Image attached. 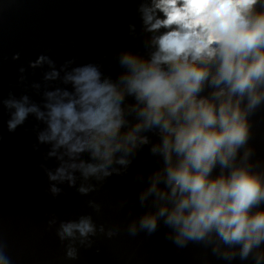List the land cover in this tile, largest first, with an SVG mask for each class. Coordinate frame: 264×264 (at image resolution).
Wrapping results in <instances>:
<instances>
[{
	"label": "water",
	"instance_id": "water-1",
	"mask_svg": "<svg viewBox=\"0 0 264 264\" xmlns=\"http://www.w3.org/2000/svg\"><path fill=\"white\" fill-rule=\"evenodd\" d=\"M151 5L152 0H0V251L11 264H256L253 257L264 253L262 243L246 260L238 255L222 259L213 251L217 244L219 253L238 254L240 248L224 245L215 233L181 247L175 243L176 230L164 223L167 213L157 215L154 233L141 228L143 216L158 214L165 204L172 207L155 192L145 196L154 181L157 191H170L164 183L163 157L151 152L161 143L158 130L138 132L135 147L129 144V152H115L111 164L88 176L81 162L99 166L105 161L94 158L90 150L70 155L67 146L39 139L49 134L46 105L55 102L47 94L75 98L67 77L75 75L76 68L97 66L102 81L110 78L118 90H125L119 77L128 69L120 66V54L131 51L150 60L155 51L152 38L165 31H147L142 8ZM65 91L69 97H63ZM14 103L35 105L43 119L30 112L10 130ZM142 106L125 94L121 107L126 123L119 139L141 122L132 109ZM250 122L248 164L264 175V105ZM141 137L149 142L141 144ZM244 151L238 152V163ZM121 159L126 163H119ZM59 168L65 175L50 179ZM218 173L219 168L213 175ZM81 219H88L94 231L61 236L63 224Z\"/></svg>",
	"mask_w": 264,
	"mask_h": 264
},
{
	"label": "clouds",
	"instance_id": "clouds-1",
	"mask_svg": "<svg viewBox=\"0 0 264 264\" xmlns=\"http://www.w3.org/2000/svg\"><path fill=\"white\" fill-rule=\"evenodd\" d=\"M142 11L148 32L165 29L152 38L155 51L150 60L131 51L120 54V66L128 69L119 77L125 90H118L110 78L102 81L97 66L76 68L75 75L67 77L75 98L47 94L55 102L46 105L49 134L42 133L39 139L67 146L70 155L87 149L105 161L99 166L81 162L79 167L88 176L111 164L115 152H129V144L135 147L138 132L158 130L161 143L151 152L163 157L164 183L170 191H157L154 181L145 196L155 192L172 207L165 204L158 214L143 216L141 228L154 233L157 215L167 213L164 223L176 230L175 243L181 247L215 233L224 245L240 248L238 254L219 253L217 244L213 251L220 258L238 255L246 260L264 243V175L248 164L252 150L245 147L252 135L250 117L264 105V0H152ZM207 89L212 91L203 95ZM126 93L143 105L132 109L141 122L119 139L126 123L121 107ZM14 106L10 130L30 112L44 117L35 105ZM148 142L147 137L140 138L141 144ZM241 149L245 151L238 163ZM217 168L219 173L213 175ZM64 175L65 169L59 168L50 179ZM61 227L62 237L94 231L88 219ZM253 259L259 264L264 253ZM0 264H11L3 251Z\"/></svg>",
	"mask_w": 264,
	"mask_h": 264
}]
</instances>
